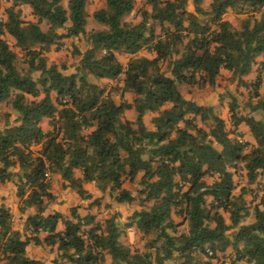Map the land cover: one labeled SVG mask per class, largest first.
Here are the masks:
<instances>
[{"label":"trees","instance_id":"trees-1","mask_svg":"<svg viewBox=\"0 0 264 264\" xmlns=\"http://www.w3.org/2000/svg\"><path fill=\"white\" fill-rule=\"evenodd\" d=\"M203 1L143 0L140 21L130 23L123 17L134 11V0H103L92 18L104 27L87 32V0H67L66 7L62 0H0V102L16 113L12 121L4 113L0 126V182L14 184L20 212L36 209L20 233L0 204V264H45L26 252L29 243L42 242L56 246L69 264H213L227 250V264H264V194L249 208L245 189L234 193L235 174L248 184L264 178V0H210L206 8ZM22 6L32 20L22 19ZM227 11L243 16L238 27L224 18ZM79 37L88 48L77 51L76 71L47 63L52 45ZM141 51L150 57L137 55ZM118 53L129 56L126 65ZM222 71L235 90L248 93L247 113L228 92L219 96L227 100L233 133L213 106L181 92L183 86L214 87ZM252 72L253 80L243 79ZM88 76L122 79L116 90L132 100L116 103L111 89ZM129 109L133 120L125 117ZM147 113L152 128L144 122ZM241 123L253 143L236 131ZM55 174L81 199L89 197L83 184L94 183L117 203L135 202L123 227L141 234L143 249L120 242L115 214L102 223L81 217L76 207L69 217L44 215ZM131 183L137 197L126 186ZM183 225L187 230L178 232Z\"/></svg>","mask_w":264,"mask_h":264},{"label":"crops","instance_id":"crops-1","mask_svg":"<svg viewBox=\"0 0 264 264\" xmlns=\"http://www.w3.org/2000/svg\"><path fill=\"white\" fill-rule=\"evenodd\" d=\"M25 10L30 12V8L27 6H22ZM31 18H33L31 16ZM88 48V47H87ZM244 80H253L254 79V73H250L249 75H246L243 77ZM88 80L91 82H94L98 85H108L106 88V91L110 89V84L113 83L111 80L107 79H95L92 76H88ZM114 84H117L118 87L122 86V79L119 81H114ZM219 93L221 92H228L233 97L236 98L237 103L240 104V100L244 99V96H240V93H237L235 88L234 89H226L224 86L217 87ZM237 90L239 92H242L243 94L246 93V89L244 87H238ZM186 99L195 101L196 103L200 105H210L214 107V111L222 118L225 119L224 115L219 114L218 110L221 108L220 105H225L227 109V104L225 101L221 102L219 99H215L213 102L208 101H201L198 100L195 96H192L190 94H184ZM127 102H130V100H127ZM6 103L0 102V112H3L5 110ZM245 111L243 113H247L248 110L246 107L244 108ZM242 113V112H240ZM134 111L132 109H129L125 113V117L129 120L134 119ZM146 116V114H145ZM144 116V117H145ZM145 124L147 125L146 121L144 120ZM0 126H3V123L0 122ZM41 127L44 131H47L49 129L48 126V119H43L41 121ZM152 128V126L148 127ZM237 132L242 135L243 140L248 141L249 143H253L254 140L249 132V129L246 125L243 123L239 124L237 129ZM38 147H34V149H37ZM17 168H14L13 171L15 172ZM74 177L75 178H81V171L80 170H74ZM83 189L87 191L89 194V197L86 199H81L79 195L76 193L75 190H72L68 186H66V182L61 180L60 176L58 174H55L50 179V192L53 195V200L49 202L46 206V209L44 211V215L58 212L64 216L69 217V210L72 207H76L77 213L83 217L85 215H92L94 217V222L102 223L105 219H107L112 214H115L114 212H120L122 208L129 207V212H125V215H123V218L116 217V221L119 223L120 226V242L123 245L129 246L131 248H138L140 250L143 249V240L141 238V234L134 228V227H123V225L127 222L128 216L131 215L134 208H137L135 202L131 205L127 203H117L114 200L110 199L107 193H102L97 189V187L94 185V183H84ZM132 195L134 193L132 192ZM105 197V198H104ZM101 203V205L99 204ZM0 204L5 205V207L9 208L11 215H12V224L13 228L18 230L20 233H23L24 230V224L26 217L29 215H32L36 212L35 207H30L26 209L24 212H20L18 209V198L16 197V189L12 182H0ZM98 210V212H96ZM103 211V213H101ZM99 213V214H98ZM58 230H63V226L61 224L58 225ZM43 234L39 235L40 240L43 238ZM27 254L35 259L43 261L45 264H53V261L56 259L58 263L60 264H69L64 259L58 258V251L56 246H47L43 242L40 245H33L32 243H29L26 247ZM106 262L110 261L109 256H106Z\"/></svg>","mask_w":264,"mask_h":264},{"label":"rangeland","instance_id":"rangeland-1","mask_svg":"<svg viewBox=\"0 0 264 264\" xmlns=\"http://www.w3.org/2000/svg\"><path fill=\"white\" fill-rule=\"evenodd\" d=\"M134 11L123 17V21L130 22V23H137L140 21L141 17L140 14L137 12L138 9L141 7H144L145 4L143 3V0H134ZM210 0H204L203 1V7L206 8ZM66 2L67 0H62V5L66 7ZM3 6L5 4L3 3ZM104 7V2L103 0H87L86 4V11L88 13L87 17V22L85 26V30L87 32L91 30H98L102 29L104 26L102 24L97 23L96 21L93 20L92 18V13L93 11L100 9ZM187 9L189 11L192 10V4L191 2H188L187 4ZM22 12V19L23 20H32L30 12L25 10L23 7L21 8ZM224 18L228 20L233 27H238L240 20L243 18V16H239L234 14L231 11H227L226 14L224 15ZM151 23V22H149ZM68 24V23H67ZM40 27L42 30H46L47 24L46 22H42L40 24ZM158 27H155L156 32H158ZM62 32V31H61ZM6 40L9 42V45L13 47V41L6 37ZM88 47V44L85 42L84 37H79V38H62L60 39L56 44L52 45L49 49V51L46 53V59L48 64H55L57 65L64 73H73L76 71L78 64H79V59L81 54H77V51L79 53H83ZM14 50L17 52V49L14 48ZM99 54V53H98ZM137 55H143L150 57V54L147 51H141ZM128 55L124 53H118L117 54V59L123 64L126 65ZM262 61V57L257 58V62ZM17 66L21 68L23 63L21 62L20 58L18 60ZM36 74H34L35 76ZM217 87L224 86L226 89H234L233 83L229 81L228 78V73L225 71L221 72L220 77L217 80V84L214 87H209V86H203V87H197V86H183L181 88V92L183 94H190L192 96H195L198 98V100L201 101H208V102H213L215 99H219V96L224 95V92L219 93L218 90L216 89ZM107 88L108 85H105ZM110 89H111V95L112 98L116 103H120L121 101H127V100H132V95L130 94H125L121 95L119 89L117 88L116 90V84L114 82L110 84ZM237 93H240V96H244L243 100H240V112L242 113L245 111V109L242 107L244 106L245 102L248 99V93H241L238 90H236ZM227 94V93H226ZM227 103V100H224ZM5 103V102H4ZM220 109L218 110L219 114L225 116V120L227 121V129L233 133L232 127H230L229 122H228V113L225 105H220ZM4 113H9L10 115V121H12L16 117V113L6 104L5 110L3 112H0V122H4ZM258 117V115H255ZM153 117V114L147 113L146 116L144 117V120L147 123V126L150 127L151 124L150 119ZM209 125V122L202 124L204 128H207ZM210 181V179L208 180ZM234 193L238 194L241 189H245V192L242 194V197L249 208L253 207L254 204L257 203L259 197L264 194V178L263 177H258L255 182L252 184H248L246 182L245 177L241 176L239 173L234 175ZM126 186L131 189V191L134 193V195L137 197L136 189H138L137 184L131 183V184H126ZM105 198V197H104ZM101 205V203H99ZM130 206L129 207H124L121 209L120 212H114L116 217L121 219L123 218V215H125V212H129ZM98 212V210L96 211ZM251 212V211H250ZM103 213V211L101 212ZM99 214V213H98ZM176 221H180V218H175ZM224 219L226 222H228V215H224ZM252 221V215L244 219V223H248ZM187 230V226L183 225L178 228V232H184ZM144 243V242H143ZM229 255H230V250H227L223 253H218L214 258L211 259L213 264H227L229 260Z\"/></svg>","mask_w":264,"mask_h":264},{"label":"built area","instance_id":"built-area-1","mask_svg":"<svg viewBox=\"0 0 264 264\" xmlns=\"http://www.w3.org/2000/svg\"><path fill=\"white\" fill-rule=\"evenodd\" d=\"M45 177L46 178H49V174L48 173H45ZM218 177V174L217 173H212L211 174V178L212 179H216ZM206 253L208 254V255H212V252L209 250V249H206Z\"/></svg>","mask_w":264,"mask_h":264}]
</instances>
